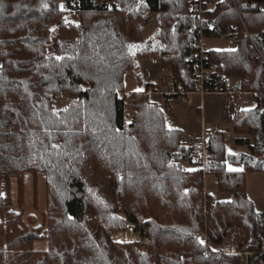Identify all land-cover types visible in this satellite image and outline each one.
Here are the masks:
<instances>
[{
	"label": "trees",
	"instance_id": "1",
	"mask_svg": "<svg viewBox=\"0 0 264 264\" xmlns=\"http://www.w3.org/2000/svg\"><path fill=\"white\" fill-rule=\"evenodd\" d=\"M190 5L0 0V264H242L237 253L206 251L219 244L249 251L248 264H261L264 210L246 195L245 177L264 170V0H222L201 13ZM152 16L159 61L173 83L165 101L196 90L201 40L235 44L234 51L207 48L209 90L254 99L251 108L235 111L231 128L233 144L255 158L229 169L238 157L227 153L226 134L205 140L206 174L229 200L211 198L204 175L185 168L200 147L169 126L167 113L149 101L150 85L125 92L124 74L134 66L128 46ZM64 96L69 100L57 108ZM26 172L45 177L39 223L21 209ZM129 226L138 238H112Z\"/></svg>",
	"mask_w": 264,
	"mask_h": 264
},
{
	"label": "rangeland",
	"instance_id": "2",
	"mask_svg": "<svg viewBox=\"0 0 264 264\" xmlns=\"http://www.w3.org/2000/svg\"><path fill=\"white\" fill-rule=\"evenodd\" d=\"M70 21L77 22V18L68 15ZM156 18L152 16L148 22L143 34L132 44L136 45L135 49L130 50L134 57V66L128 70L123 77L125 92L141 91L150 80L158 79L156 88L163 87L165 91H173V83L171 81L169 68H163L159 61V43L156 31ZM205 47L214 48L217 50L233 49L234 44L227 38H205L202 40ZM194 92H185L179 96V99H171L170 102L165 101L162 104V109L167 113L169 118V126L173 127V123L170 120L171 110H175L179 115L178 119L181 123H184L181 127L190 133L197 135L202 134L203 125L215 126L221 132L226 134L228 146L226 148L227 153L231 156L238 157L236 160L227 162L229 169H241L243 167V161L245 156H253L247 146H235L232 140V130L228 131L231 126V120L228 113L232 109H242L248 107L243 104L242 92L222 93V92H210L204 95L190 96L186 99V96ZM235 94V95H234ZM233 96V97H232ZM155 97H162L161 95H155ZM69 98L64 96L56 103V107L60 108ZM200 100V101H199ZM131 101L126 100L125 119L129 121L131 118ZM174 107V108H173ZM199 111L198 114H192V110ZM171 112V113H170ZM193 124L192 126H189ZM186 136L190 134H184V140ZM193 137V136H192ZM208 137V136H207ZM206 137V138H207ZM199 139H195V144L198 145ZM207 154V152H206ZM262 156L264 153L262 152ZM185 168L188 166L184 164ZM204 178V191L209 193V196L215 200L226 201L230 199V194L221 192L218 190L216 179L211 174H206ZM11 191L13 194L14 208L19 209L17 204V189L16 183L12 181ZM245 191L246 195L253 201L258 211L264 210V170L247 173L245 177ZM46 196H45V177L44 174L39 172L34 174L32 172H26L24 175V194L23 204L21 209L24 211L25 217L27 215H33L39 223L42 219V213L45 211ZM113 239L120 241H133L138 238V235L133 231L132 226H129L125 232H119L112 236ZM45 242H36L34 247L36 249H44ZM216 248V246H212ZM242 264H245L242 262Z\"/></svg>",
	"mask_w": 264,
	"mask_h": 264
},
{
	"label": "built area",
	"instance_id": "3",
	"mask_svg": "<svg viewBox=\"0 0 264 264\" xmlns=\"http://www.w3.org/2000/svg\"><path fill=\"white\" fill-rule=\"evenodd\" d=\"M194 10H196L197 13H201L207 6L204 0H191V5H190ZM213 69V64L209 60V56L207 53V48L205 45L200 43L199 50L196 53L195 61H194V69H193V82L196 85V90L193 91L194 93H197L199 95H204L210 92H216L215 91H210L207 82L211 78V72ZM151 91L148 90V93ZM216 131H220L217 127L215 126H208L206 124L203 125L202 128V134L200 139L197 141L198 145L200 147L199 154L195 156L192 159L191 166L194 170L201 172L203 175H206V149H205V140L206 137L210 133H215ZM186 140L190 143H195V139L192 136H186ZM200 239L205 243L207 242V235L205 232H202L199 234ZM142 241L144 243L148 242L147 237H143ZM209 250H216L218 252H233L237 253L240 256L241 262H244L245 264H248V257L251 254L249 251H232V250H225L222 244L216 245V248L212 247H206V251ZM260 254L264 257V246L263 250L260 252ZM261 264H264V259L262 260Z\"/></svg>",
	"mask_w": 264,
	"mask_h": 264
},
{
	"label": "crops",
	"instance_id": "4",
	"mask_svg": "<svg viewBox=\"0 0 264 264\" xmlns=\"http://www.w3.org/2000/svg\"><path fill=\"white\" fill-rule=\"evenodd\" d=\"M221 1L222 0H204V2L206 3L207 7H212V6H214L215 4H217V3L221 2ZM263 8H264V5H263ZM156 28H157V21H156ZM156 32H157V29H156L155 33ZM206 48H208V47H206ZM234 48H235V44H234ZM208 49H214V48H208ZM233 49H228V50H233ZM158 79H160V77H156V79H152V80L149 81V83H148L150 85L149 90L151 92L148 93V96H149V101L150 102L157 103V104H159L162 107V104L165 103V93L168 92V91L163 90L164 89L163 87H160V88H158V87L156 88L155 87V86H157V82L156 81H159ZM237 92H240V91H237ZM222 93H225V92H222ZM227 93H229V92H227ZM232 94L233 93H231L230 95H232ZM155 95H161L162 97H158L157 98V97H155ZM190 96H196V94L190 93V94H188L186 96V99H189ZM241 96L243 98V104L248 105V107H245V108H242V109H248V108H251L254 105V99H253V96H252L251 93L242 92ZM167 102H170V100H167ZM242 109H239V110H242ZM235 111H237V109L236 110L232 109V111H230L228 113L229 118L231 120V126H232V121H233V116H234ZM171 112H172V114L170 115V120L173 123V125H172L173 127L182 129L184 134H190L191 136H193L194 139H200L201 134L200 135L199 134L194 135V134L190 133L189 131H187L188 129L184 131V129L181 127V124L183 126L184 123H181V121H179V119H178L179 115L177 114V112L175 110H173V109L171 110ZM195 112L198 114L199 111L193 109L192 112H190V116H192V114L193 115L196 114ZM192 125L193 124H190L189 126H192ZM231 126L228 128V131L226 133H228V132H230V130H232ZM186 165H187V163H186ZM186 168L187 169H192L191 164H188V166Z\"/></svg>",
	"mask_w": 264,
	"mask_h": 264
},
{
	"label": "snow or ice",
	"instance_id": "5",
	"mask_svg": "<svg viewBox=\"0 0 264 264\" xmlns=\"http://www.w3.org/2000/svg\"><path fill=\"white\" fill-rule=\"evenodd\" d=\"M128 47H129L130 50H132V49H135L137 46L134 45V44H131V45H129ZM233 51H234V50H233ZM57 59H59V57H58ZM201 243H203V241H201Z\"/></svg>",
	"mask_w": 264,
	"mask_h": 264
}]
</instances>
